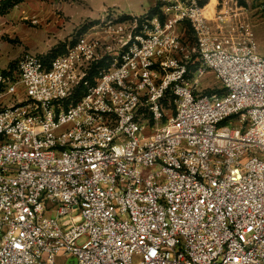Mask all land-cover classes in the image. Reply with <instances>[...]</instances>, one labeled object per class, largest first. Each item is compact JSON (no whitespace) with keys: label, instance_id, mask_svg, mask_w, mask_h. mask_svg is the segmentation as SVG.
<instances>
[{"label":"built area","instance_id":"obj_1","mask_svg":"<svg viewBox=\"0 0 264 264\" xmlns=\"http://www.w3.org/2000/svg\"><path fill=\"white\" fill-rule=\"evenodd\" d=\"M204 1L0 70V264H264V54Z\"/></svg>","mask_w":264,"mask_h":264},{"label":"rangeland","instance_id":"obj_2","mask_svg":"<svg viewBox=\"0 0 264 264\" xmlns=\"http://www.w3.org/2000/svg\"><path fill=\"white\" fill-rule=\"evenodd\" d=\"M156 2L146 11L137 13L122 10L117 5H103L102 0H19L7 4L0 8V70H15L20 58L27 53L52 58L62 53L84 26L101 22L103 18L117 21L149 13ZM204 2L217 9L227 5L243 9L258 53L264 54V0ZM201 86H208V92L220 91V83L213 73L202 79ZM22 91L23 86L19 85L18 92ZM144 133L149 134L150 129Z\"/></svg>","mask_w":264,"mask_h":264},{"label":"crops","instance_id":"obj_3","mask_svg":"<svg viewBox=\"0 0 264 264\" xmlns=\"http://www.w3.org/2000/svg\"><path fill=\"white\" fill-rule=\"evenodd\" d=\"M103 5H117L122 10L139 12L146 11L156 0H102Z\"/></svg>","mask_w":264,"mask_h":264},{"label":"trees","instance_id":"obj_4","mask_svg":"<svg viewBox=\"0 0 264 264\" xmlns=\"http://www.w3.org/2000/svg\"><path fill=\"white\" fill-rule=\"evenodd\" d=\"M17 1H19V0H2L1 2H0V8L1 7H3V6H5V5H7V4H10V3H12V2H17ZM155 12V9H151L150 11H149V14H153ZM88 26H84L81 30H83V29H85V28H87ZM57 56V55H56ZM55 57V56H54ZM45 58H48L47 56L45 57Z\"/></svg>","mask_w":264,"mask_h":264},{"label":"bare ground","instance_id":"obj_5","mask_svg":"<svg viewBox=\"0 0 264 264\" xmlns=\"http://www.w3.org/2000/svg\"><path fill=\"white\" fill-rule=\"evenodd\" d=\"M213 3V2H212ZM211 6H212V4H211Z\"/></svg>","mask_w":264,"mask_h":264}]
</instances>
